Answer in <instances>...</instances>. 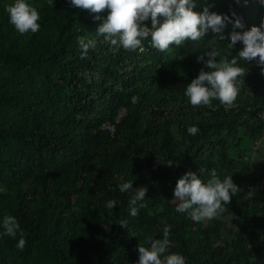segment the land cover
<instances>
[{
	"label": "trees",
	"instance_id": "obj_1",
	"mask_svg": "<svg viewBox=\"0 0 264 264\" xmlns=\"http://www.w3.org/2000/svg\"><path fill=\"white\" fill-rule=\"evenodd\" d=\"M36 1L34 34L18 33L0 5V264H136L138 244L162 238L161 220L171 226L166 255L179 253L185 264H264V165L254 170L242 148V135L257 140L264 132V74L255 61L239 62L247 72L231 108L216 100L193 108L184 94L204 67L197 56L212 49L217 60L228 51L237 56L243 45L228 50L230 34L256 26L264 7L257 0H196L194 11L208 7L232 23L167 52L149 47V38L140 53L97 37L102 21L70 0ZM237 18L242 29L233 28ZM80 37L96 40L84 58ZM121 108L126 115L115 122ZM190 126L199 129L195 136ZM167 159L174 166L162 163ZM212 169L221 179L232 175L240 188L219 218L197 223L176 210L150 212L174 198L183 174L206 181ZM129 181L147 188L136 217L128 206L134 191H119ZM109 200L116 207L107 208ZM6 215L24 232L22 252L19 236L3 235ZM228 217L240 226L229 230Z\"/></svg>",
	"mask_w": 264,
	"mask_h": 264
},
{
	"label": "clouds",
	"instance_id": "obj_2",
	"mask_svg": "<svg viewBox=\"0 0 264 264\" xmlns=\"http://www.w3.org/2000/svg\"><path fill=\"white\" fill-rule=\"evenodd\" d=\"M264 7V0H257ZM239 3V0H237ZM70 5L96 14L95 20L102 21L96 28L97 37L111 46H120L128 51L143 53V41L150 38V46L160 52H167L172 46H183L186 41L198 42L211 30L213 33H222L226 23H232L227 15L210 12L208 7L203 11H194L196 0H70ZM9 23L21 35L40 30L41 16L36 7L27 0H13L6 6ZM235 15V13H233ZM150 20V27L144 22ZM244 25L237 18L233 28H243ZM219 40L224 41L223 35ZM227 49H232L237 42L243 47L237 56L231 57L228 51L223 59L217 60L220 53L212 49L203 55L197 56V62H202L196 78L186 86L185 96L193 108L210 107L214 100L219 101L226 109L231 108L243 85L247 70L239 66L240 61H255L264 74V20L260 26H252L242 32L233 31L230 34ZM78 43L82 49V58L96 46V40L87 41L80 37ZM206 57V59H205ZM207 69V70H205ZM187 132L195 136L199 129L190 126ZM162 163L169 167L174 166L172 159ZM178 166V161L176 162ZM199 169V172H203ZM210 178L202 180L199 175L188 171L178 178L173 197L178 202L176 211L186 214L194 222H203L219 218L231 203L232 197L240 192V188L233 182L231 176L221 179L215 169L209 171ZM122 193L134 191L128 201L130 215L136 217L139 208L146 205L142 202L146 198L145 186L133 187V182H123L119 185ZM252 197L254 190L248 192ZM117 201L109 200L107 208L116 207ZM122 221L120 226L126 227ZM163 235L161 239H151L149 246L138 244V260L136 264H185V258L179 253H168L173 246L169 239L171 226L161 220ZM3 235L16 239V247L22 252L26 245L24 232L16 217L6 215L2 222Z\"/></svg>",
	"mask_w": 264,
	"mask_h": 264
},
{
	"label": "rangeland",
	"instance_id": "obj_3",
	"mask_svg": "<svg viewBox=\"0 0 264 264\" xmlns=\"http://www.w3.org/2000/svg\"><path fill=\"white\" fill-rule=\"evenodd\" d=\"M13 0H0V5L6 6L10 3H12ZM29 4L32 6L36 7L38 9V2L36 0H27ZM264 20V12L260 14L259 18L256 20V26L259 27L261 21ZM25 38L27 35L24 36ZM64 94H66V90H63ZM66 91V92H65ZM126 115V110L125 109H119L117 110L113 120L115 122H118L121 118H123ZM103 128L112 131L113 129V124L110 122H104ZM172 133L174 135L175 139H178L176 129H172ZM243 138V144L242 148L245 151V159L246 161L251 165V167L259 171L261 166L264 165V132L262 133L261 137L257 140H249L247 137L242 135ZM233 157H236L235 154H231ZM140 175H146V171L144 168L140 170ZM178 202L173 198L171 201L164 202L163 204H160V206H154L150 208L151 213H156L158 211H164V210H176V204ZM227 228L229 230H235L240 226V222L233 218V217H228L225 219ZM261 240L264 241V227L261 230ZM196 235H193V238H196Z\"/></svg>",
	"mask_w": 264,
	"mask_h": 264
},
{
	"label": "built area",
	"instance_id": "obj_4",
	"mask_svg": "<svg viewBox=\"0 0 264 264\" xmlns=\"http://www.w3.org/2000/svg\"><path fill=\"white\" fill-rule=\"evenodd\" d=\"M148 46L151 47V46H150V42H148ZM144 47H145V46H144ZM145 51H147V48H146V47H145ZM259 114L263 115V114H264V110L260 111Z\"/></svg>",
	"mask_w": 264,
	"mask_h": 264
}]
</instances>
